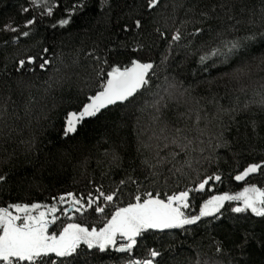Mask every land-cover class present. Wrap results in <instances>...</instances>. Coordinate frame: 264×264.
Returning a JSON list of instances; mask_svg holds the SVG:
<instances>
[{"label": "trees", "instance_id": "16d2710c", "mask_svg": "<svg viewBox=\"0 0 264 264\" xmlns=\"http://www.w3.org/2000/svg\"><path fill=\"white\" fill-rule=\"evenodd\" d=\"M73 2L61 0L62 4ZM221 3L236 7L231 13L217 7L222 20H213L211 27L199 23L201 10ZM22 5L28 6L26 0H0V27L10 19L21 23L26 18L19 11ZM50 23L46 18L18 44H6L13 34L0 32V174L7 176V182L0 183V207L21 201L52 204L53 196L69 191L94 193L101 185L108 192L119 187L124 195L118 203L123 204L137 191L170 193L191 188L193 181L217 168L223 183L213 184L209 195L241 190L243 182L234 181L229 174L257 159L264 145V129H258L259 137L251 132V121H264V0H161L149 17L147 32L140 37L146 45L144 52L156 65L151 87L134 105L90 119L70 137L61 133L66 113L78 110L87 102L86 96L97 89L95 65L87 53L97 44L102 50L105 45L115 47L116 39L132 41L118 29L105 31L97 0H91V7L68 29H52ZM197 27L205 31L191 35ZM157 28L169 38L180 29L183 37L171 45L163 64L160 61L169 43L160 38ZM228 40L241 42L236 55L227 62L209 56L200 63V56ZM43 47L55 53L50 54L51 67L26 77L29 83L18 88L15 76L5 74V65L11 72L16 58ZM116 58L126 61L127 55ZM241 64L248 65L250 71L239 80L233 79L231 74ZM232 109L236 111L230 114ZM222 135L239 142L238 146L232 151L215 147ZM249 143L257 148L251 157ZM240 145L244 154L234 156ZM114 154L120 159L114 160ZM129 176L136 182L120 184ZM248 182L264 187V177L258 175ZM195 203H202V199L198 196ZM253 224L259 232L264 222L256 217L241 221L245 228ZM228 230L227 226L201 225L187 232H149L135 254H143L146 245L163 253L161 264H205L221 259L213 245ZM99 256L103 264H121L127 258V254L116 252ZM85 260L100 264L91 253L80 257V264ZM252 260L264 264V253L253 248Z\"/></svg>", "mask_w": 264, "mask_h": 264}, {"label": "snow or ice", "instance_id": "6c2138e0", "mask_svg": "<svg viewBox=\"0 0 264 264\" xmlns=\"http://www.w3.org/2000/svg\"><path fill=\"white\" fill-rule=\"evenodd\" d=\"M26 3L28 6L22 5L19 9L20 14L26 17L21 23L10 19L0 27V32L13 34L12 40L5 41L6 44H18L21 37H30L46 18L51 20L52 29H68L76 17L91 7V0H74L71 4H62L61 0H55L54 3L49 0H26ZM159 3L160 0H132V3H128V0H97L105 31L118 29L119 33L131 37L132 43L127 39H116L115 47L105 45L101 50L97 44L87 53L95 65L97 89L92 95L86 96L87 102L78 110L66 113L61 128L63 136L78 134L90 119H99L113 109L134 105L138 97L149 90L156 65L144 52L146 45L140 37L147 32L149 17ZM217 7L231 13L236 5H210L207 10L199 12V23L211 27L213 20H222L217 14ZM228 18L234 20L235 16L229 15ZM236 22L240 23L238 20ZM155 31L160 33L158 28ZM204 31V27H197L191 35L196 36ZM160 38L169 43L160 61L163 64L167 61L171 45L183 37L180 29H177L170 38L164 33H160ZM241 47L239 40L221 41L209 54L200 56V63L204 64L209 56L222 57V62H227ZM121 49L125 52L121 53ZM50 54L55 55L49 47H43L39 52H25L13 61L11 72H7L5 65V74L10 78L15 76V83L21 88L29 83L26 77L51 67ZM121 54L127 55L126 61L116 58ZM249 71L248 65L241 64L231 75L233 79L239 80ZM261 102L264 104V98ZM157 111L160 109L157 108ZM228 111L231 114L236 110ZM156 119L159 121L161 117ZM231 119L235 120V115H231ZM258 129H264V121L259 124L255 120L251 121V132L257 137ZM238 144L222 135L215 147L232 151ZM247 152L251 157L257 152L256 146L249 143ZM243 154V145H240V151L233 153L234 156ZM113 159L119 160L120 157L114 154ZM214 159L218 160L219 157ZM149 167L155 168V165ZM187 167L192 166L188 164ZM229 175L234 181L243 182L240 191H221L209 195L213 184L223 183L222 174L217 168L193 181L194 186L191 188L185 187L170 193L137 191L123 204L118 203L124 195L119 187L108 192L102 190V185L96 187L94 193L77 194L69 191L53 196L55 203L52 204L23 201L8 203L0 207V264H80V257H87L89 253L103 264L99 254L111 255L112 252L127 254L121 264H161L163 253L155 247L145 245L143 254H135L147 233H163L166 230L187 232L190 227L201 225L213 228L227 226L229 229L227 235L213 245L215 254L221 259L206 261L205 264H254L253 248L264 253V224L257 232L255 224L245 228L241 226V221L256 217L264 222V187L248 182L257 175L264 177V145L257 159L249 160L234 175ZM129 181L136 182L129 176L128 180H121L120 184ZM6 182V174H0V183ZM198 196L202 199L200 204L195 203ZM205 196L207 198H203ZM63 205L68 207H60Z\"/></svg>", "mask_w": 264, "mask_h": 264}, {"label": "water", "instance_id": "95a60500", "mask_svg": "<svg viewBox=\"0 0 264 264\" xmlns=\"http://www.w3.org/2000/svg\"><path fill=\"white\" fill-rule=\"evenodd\" d=\"M160 2H161V0H160Z\"/></svg>", "mask_w": 264, "mask_h": 264}]
</instances>
